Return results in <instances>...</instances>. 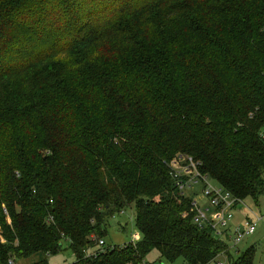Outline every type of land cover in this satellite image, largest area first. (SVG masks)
<instances>
[{
  "label": "trees",
  "instance_id": "trees-1",
  "mask_svg": "<svg viewBox=\"0 0 264 264\" xmlns=\"http://www.w3.org/2000/svg\"><path fill=\"white\" fill-rule=\"evenodd\" d=\"M263 129L264 0H0V264L231 256L167 164L258 202ZM131 204L141 239L88 256Z\"/></svg>",
  "mask_w": 264,
  "mask_h": 264
},
{
  "label": "built area",
  "instance_id": "built-area-1",
  "mask_svg": "<svg viewBox=\"0 0 264 264\" xmlns=\"http://www.w3.org/2000/svg\"><path fill=\"white\" fill-rule=\"evenodd\" d=\"M262 135L264 136V129ZM167 165L175 186L181 195H186L187 188H193L198 184L202 185L201 195L204 202L198 196L192 197L188 212L195 224L201 228L210 229L213 236L227 246V250L236 247L244 239L255 233L259 222L263 218L262 215L246 216L243 221L234 224L235 210L242 200L235 197L223 186L213 183L207 175L200 171V163L191 155L177 153L168 161ZM5 212L7 213L6 209ZM130 242L136 243L134 241ZM109 248H113V245H108L101 238L98 240L96 248L88 251L87 255H98L101 251H106ZM224 254H226V249L218 256ZM9 262L10 264H17L13 258ZM142 264L147 263L143 262ZM208 264L219 263L212 261Z\"/></svg>",
  "mask_w": 264,
  "mask_h": 264
},
{
  "label": "rangeland",
  "instance_id": "rangeland-1",
  "mask_svg": "<svg viewBox=\"0 0 264 264\" xmlns=\"http://www.w3.org/2000/svg\"><path fill=\"white\" fill-rule=\"evenodd\" d=\"M264 176V174H263ZM213 183L216 184L215 181ZM202 185H195L193 188L186 189V195L192 197L198 196L202 202L201 195ZM235 210L233 223L237 224L238 221H243L244 217H255L262 215V220L259 222L255 233L240 244L230 250V255L226 254L218 256L214 262L219 264H232V261L237 259L241 254L248 249H252V264H264V193L260 196L258 202L253 198L247 197L241 199ZM136 210L134 204L127 207L121 213L115 214L107 221V232L104 236V240L108 245H122L124 243L139 241L142 237L140 230L136 225L135 220ZM7 221L11 223V219L7 216ZM1 231V230H0ZM231 247V245H230ZM40 255L31 256L27 259H18L17 264H29L36 261ZM48 264H70L75 261V256L68 246V242H63L62 250L55 255H47ZM147 264H186L184 258H178L177 260L170 262L165 258H162L160 252L157 249L152 250L147 254L145 258Z\"/></svg>",
  "mask_w": 264,
  "mask_h": 264
},
{
  "label": "crops",
  "instance_id": "crops-1",
  "mask_svg": "<svg viewBox=\"0 0 264 264\" xmlns=\"http://www.w3.org/2000/svg\"><path fill=\"white\" fill-rule=\"evenodd\" d=\"M241 221H238V223H240ZM141 239V237L138 239V240H140ZM138 242V241H137ZM128 243V242H127ZM125 244V243H124Z\"/></svg>",
  "mask_w": 264,
  "mask_h": 264
}]
</instances>
